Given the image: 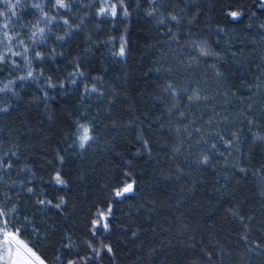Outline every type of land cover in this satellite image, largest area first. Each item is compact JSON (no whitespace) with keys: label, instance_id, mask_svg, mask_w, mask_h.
<instances>
[{"label":"trees","instance_id":"16d2710c","mask_svg":"<svg viewBox=\"0 0 264 264\" xmlns=\"http://www.w3.org/2000/svg\"><path fill=\"white\" fill-rule=\"evenodd\" d=\"M125 3L130 15L115 19L73 4L64 18L84 24L59 41L67 26L57 16L47 43L37 45L56 48L55 59L34 60L35 80H17L15 95L0 93L8 108L0 112V157L13 165L0 172V204L15 207L10 219L48 264L90 256L88 243L99 241L113 252L89 264H264V142L253 136L264 135V0H161L160 11L177 14L179 26L148 16V0ZM235 9L238 20L227 15ZM23 15L22 23L35 20ZM193 41L219 55L193 59ZM122 42L123 58L114 54ZM20 63L16 72L0 68V80L24 75ZM78 71L83 77L68 83ZM167 84L178 91L175 109ZM193 90L207 96L199 106L187 100ZM77 122L90 123L96 137L84 150L74 143ZM232 132L238 151L216 135ZM201 153L209 164L199 163ZM57 170L67 186L52 181ZM125 179L135 180L134 193L114 200L113 186ZM106 206L110 231L97 239L91 221Z\"/></svg>","mask_w":264,"mask_h":264},{"label":"snow or ice","instance_id":"6c2138e0","mask_svg":"<svg viewBox=\"0 0 264 264\" xmlns=\"http://www.w3.org/2000/svg\"><path fill=\"white\" fill-rule=\"evenodd\" d=\"M161 0H148L150 10L147 12L148 16L155 17L157 23L160 25H167L169 22H175L177 26L181 23V18L177 14L168 13L165 15L160 11L159 3ZM73 4H79L80 7L86 8L88 11L95 10V16L98 19H115L118 14L122 17L127 18L130 13L128 7L126 6L125 0H0V68L3 66L9 67L12 72H16L21 68L20 61H23V66L26 69L24 75H18L15 79H8L7 82L0 80V93H11L15 95V85L17 80H35L37 78L35 70L32 67V62L34 60L43 61L47 55L51 59H55V56L58 54L56 48L47 49V51H42L41 48L47 43L48 34L51 33V25L56 22L57 16L61 17L62 24L67 26L65 29V35H59L56 37L57 40L63 41L65 36H70L74 27L79 28L80 25L84 24V18L79 20V23L75 26L70 23V20L64 18L67 15L72 13ZM34 11H29V10ZM54 10V13H53ZM27 12L28 16H34L35 20H28L27 23H22L25 20L23 13ZM53 13V14H50ZM227 15L232 20H238L242 12L239 9L230 10L227 12ZM19 25V27H17ZM264 28V24L261 25ZM21 29H27L23 34ZM167 31L172 33V39L176 40V33L172 31L171 27H168ZM25 39L31 41V44H26ZM123 41V37H121ZM125 44L122 42L120 44L118 52L114 53L115 55L123 58L125 56ZM37 45L41 46L38 48ZM193 49L196 50L195 56L192 57L195 60H199L201 57L209 56H218V53H214L209 46L202 41H193ZM31 52V55L29 53ZM62 55V53H59ZM191 55V54H190ZM16 57H19L20 60H17ZM11 75V73H10ZM40 76H43V72L39 73ZM73 78L68 81V83L75 84L76 77H83V72H73L70 74ZM218 76H222L221 73H217ZM48 87H56L57 85L53 83L50 77L45 78ZM64 82L59 83V87L63 88ZM98 89L93 86L89 89L85 86V93L88 92H97ZM165 91L169 93L172 97V109L178 107L176 103V97L178 91L173 84H167L165 86ZM47 97V92L44 93ZM207 96H202L199 90H193L190 95L187 96V100L195 106H199L202 100H206ZM251 107V105H249ZM7 107H0V112H7ZM180 116L183 118L185 116L184 112L180 113ZM192 123H195L193 120ZM212 120L208 121V124L211 125ZM78 126L75 130V145L79 149L84 150L91 146L92 142L95 140V135L93 128L90 126V123H80L77 122ZM249 125H255V121L251 118H248ZM189 128L186 126L183 131L187 132ZM181 130L177 129L179 133ZM196 132H200V128L195 129ZM249 131H252L251 127ZM219 141L227 148L232 149L233 144H237L238 151V142L240 136L238 132H232L231 139H225L223 135L219 133L216 134ZM254 140L264 142V135L259 133H253ZM203 139V136H201ZM205 145H208L211 149H217L215 143L209 145L208 140H203ZM148 142L144 141V147L147 149ZM179 151V149H177ZM223 155V153H220ZM231 154V153H229ZM12 155H15L13 152ZM59 160L63 162V157H59ZM199 163L209 164V154L201 153L199 158ZM13 167L12 162L6 161L3 157H0V172L3 174H8V170ZM241 172H246V169L240 168ZM128 175V174H126ZM52 181L59 186H67L66 181L61 176L60 172L57 170L52 177ZM0 182H3V176L0 175ZM135 180L125 179L116 185L113 186L111 192L112 198H125L127 195L134 193ZM27 191L32 193L33 188H28ZM6 199H9L6 197ZM38 204H52V201H45L44 199H38ZM64 204L63 198L60 199L59 203L53 205L56 208H60ZM15 207L7 208L5 205L0 204V264H48L46 258L38 254L37 250H34V247L30 246L31 242H26L25 239L21 236V228L17 227L16 224L10 219V217L15 214ZM234 216H238V212L232 213ZM112 216L111 206H106L105 208H97L94 218L91 221L90 235L93 237L99 238L101 233L110 231L109 218ZM243 219V218H241ZM247 227V225H245ZM99 230V231H98ZM35 232V230H33ZM135 235V233H133ZM244 240H247L248 237L245 235L242 237ZM68 247H71L69 244ZM260 245L256 244L250 250L256 252L260 249ZM88 248L90 249L92 255L82 257L80 259H69L66 261V264H89L91 260H99L103 252L112 254L113 249L110 245L105 244L103 241H99L98 244H93L92 242L88 243ZM59 260V257H57Z\"/></svg>","mask_w":264,"mask_h":264}]
</instances>
